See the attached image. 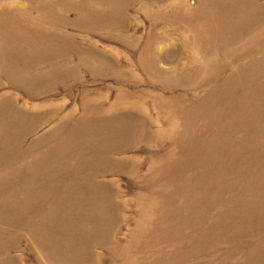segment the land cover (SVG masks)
Masks as SVG:
<instances>
[{"label": "rangeland", "instance_id": "1", "mask_svg": "<svg viewBox=\"0 0 264 264\" xmlns=\"http://www.w3.org/2000/svg\"><path fill=\"white\" fill-rule=\"evenodd\" d=\"M0 264H264V0H0Z\"/></svg>", "mask_w": 264, "mask_h": 264}]
</instances>
